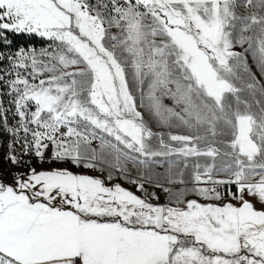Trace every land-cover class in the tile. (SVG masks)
I'll return each instance as SVG.
<instances>
[{"label":"snow or ice","instance_id":"obj_1","mask_svg":"<svg viewBox=\"0 0 264 264\" xmlns=\"http://www.w3.org/2000/svg\"><path fill=\"white\" fill-rule=\"evenodd\" d=\"M0 45V264H264V0H0Z\"/></svg>","mask_w":264,"mask_h":264},{"label":"rangeland","instance_id":"obj_2","mask_svg":"<svg viewBox=\"0 0 264 264\" xmlns=\"http://www.w3.org/2000/svg\"><path fill=\"white\" fill-rule=\"evenodd\" d=\"M8 38L11 39L13 41L12 45H11V48L14 50L16 49L17 47L23 45L25 47H27L28 45H35L37 47H39L43 42L40 41L38 38H35V37H30V36H27V35H19V36H15L11 33L8 34ZM0 47H2V45H0ZM4 50H7L6 48ZM5 103H7V101L5 100ZM165 103H168L169 105L171 104L170 101L168 100H165ZM11 120V118H10ZM14 122V121H12ZM158 171H163V169H160L158 168L157 169ZM75 171V169H74ZM125 187H128L127 184L124 185ZM134 190V189H133ZM139 195V193H137ZM161 203L164 202L163 198L161 199L160 201Z\"/></svg>","mask_w":264,"mask_h":264}]
</instances>
